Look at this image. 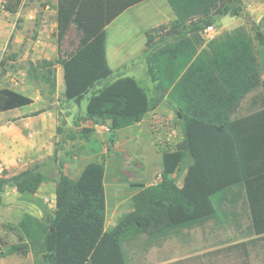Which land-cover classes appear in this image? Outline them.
<instances>
[{"label": "trees", "instance_id": "obj_1", "mask_svg": "<svg viewBox=\"0 0 264 264\" xmlns=\"http://www.w3.org/2000/svg\"><path fill=\"white\" fill-rule=\"evenodd\" d=\"M148 0H58V58L32 64L34 76L56 92L55 67L63 68L65 98L81 106L86 97L87 119L109 124L116 140L121 130L141 123L165 100L177 107L184 140L162 157L156 184L135 185L133 210L107 230L106 166L88 164L77 178L60 170L55 211L49 213L38 192L46 176L38 165L8 177L0 176V205L8 187L44 215L24 213L15 231L18 243L8 255L32 253L35 264H127L122 243L139 235H159L222 215L233 190L243 191L252 234L264 236V109L236 117L243 99L264 87V33L254 38L244 31L205 44L203 33L219 19L239 17L242 0H167L175 20L146 33L144 57L155 86L150 97L133 77L112 82L107 57L108 30L125 11ZM24 0H7L6 11L17 15ZM76 39H73V37ZM70 39V50L65 44ZM256 41L259 45H254ZM4 66L3 60L0 63ZM106 84L96 91L101 83ZM33 100L9 88L0 89V113L29 106ZM37 112L33 116H38ZM58 134L61 131L57 130ZM84 135L91 133L83 130ZM88 138L85 136V139ZM184 184L174 176L187 160ZM4 241L0 239V250ZM216 264H251L245 242L217 250ZM5 257L4 252L1 253Z\"/></svg>", "mask_w": 264, "mask_h": 264}, {"label": "rangeland", "instance_id": "obj_2", "mask_svg": "<svg viewBox=\"0 0 264 264\" xmlns=\"http://www.w3.org/2000/svg\"><path fill=\"white\" fill-rule=\"evenodd\" d=\"M57 3L58 0H24L17 15L0 10V63L2 60L4 62L3 67L0 65V89L9 88L23 95L36 97L39 107L31 115L45 111L52 122L51 129L44 134H24L25 142L31 143L35 150L30 156L26 155V151L22 152L20 142L14 140L16 145L9 160L13 163L2 164L0 176L5 171L8 177H12L24 169L38 165L46 176V182L39 190L38 197L45 201L49 213L53 214L56 185L62 165L69 177L77 179L88 164L104 163L108 197L106 228L111 230L125 214L133 210V196L137 193L134 186H150L160 181L163 154L176 150L184 140L183 122L177 116V107L165 100L160 111L148 116L142 126L121 130L117 139L112 141V131L105 132L100 128L103 125L109 127V124H94L87 119L86 108L91 94L81 106L74 101H67L63 93L64 82L60 79L59 85L58 80L60 65L55 67L57 88L54 94L51 93L49 84L33 77L35 72L32 64L36 65L43 60L55 61L58 58L57 22L53 11ZM153 5L157 10L152 9ZM242 7L241 16L219 19L213 32L203 36L205 44L238 31H244L254 38L255 27L264 33V0H242ZM143 10L148 12L146 17H153L156 11L154 15L159 20L150 16L151 24L145 26H140L138 21H129V16L138 11L142 13ZM171 14L167 0H153L107 27L111 35L112 55L116 57L120 51L134 54V58L116 69L112 79L107 82L136 76L148 90L150 97H154L156 85L146 72V60L144 55L141 57V53L146 48V33L159 26L168 25ZM140 15L145 18L143 14ZM73 39H76L75 35ZM254 45L259 48L256 41ZM70 48L68 39L65 50ZM105 84L106 82L101 83L96 91ZM263 109L264 87H260L243 99L236 117H245ZM26 111L28 109L15 110L2 116L21 115ZM3 124L4 121L0 118V128ZM58 129L61 130L59 134ZM85 129L91 133L84 135ZM85 136L88 138L85 139ZM190 164L191 160L188 158L174 176L179 187L184 184ZM243 193L238 189L229 193L228 201L220 209L223 216L217 215L159 235L143 234L125 239L122 246L127 264H216L218 258L211 256L213 252L242 243L249 237V212ZM3 199V205H0V239L5 244L0 250V264H35L32 253L27 256L8 255V248L19 241L16 232L6 226L16 227L24 213L37 218H43L44 215L36 206L21 200L14 187L6 189ZM252 240L255 239L249 241ZM252 242L251 264H264L263 252L261 254L259 250L261 242ZM3 252L5 257L2 258Z\"/></svg>", "mask_w": 264, "mask_h": 264}, {"label": "crops", "instance_id": "obj_3", "mask_svg": "<svg viewBox=\"0 0 264 264\" xmlns=\"http://www.w3.org/2000/svg\"><path fill=\"white\" fill-rule=\"evenodd\" d=\"M150 1H153V0H148V1H146V2H144L142 4H140V5H137V6L133 7V8L125 11L111 25H113L117 21L123 19V17H125L126 15H129V13H131L132 11H135V9H139L140 7H143L144 5H146L147 3L149 4ZM48 9H49V7H48ZM152 9L157 10L155 5H153ZM53 11H54L55 19H56L57 18L56 8H54ZM145 11L143 10L142 13L140 11H138L136 13H133L132 16H129L130 17L129 21H133V22H137L138 21L140 26H145L147 24H151V23H149L151 18L152 19H154V18L158 19V17L154 15L156 13V11L154 12L153 17L150 15L151 18H150V16L146 17L148 12L145 13ZM140 14H143V16L145 18H141L142 16ZM158 14H159V12H158ZM125 20H126V18H125ZM173 20H175V16H174V14L172 12L171 17L169 19V23L172 22ZM111 25H109L108 27H110ZM146 41H147V38H145V45H146ZM142 55H143V53H141V57H142ZM107 57H108V62L110 64V67L112 68L114 73H115L116 69H119L121 66H124V65L128 64L129 61L134 58V54H128V53L121 52V51L117 54L116 57L112 55V53H111V35H110L109 28H108ZM142 66H143V64H142ZM144 67L146 69V72L148 73V65H147V63L144 64ZM58 76H59L58 80H59V85H60V79L64 82V74H63V68L62 67L59 68V75ZM148 76H149V73H148ZM130 77L135 78L140 83L138 77H136V76H130ZM140 85H141V83H140ZM64 92H65V90L63 91V93ZM24 95H26V94H24ZM26 96H28V95H26ZM28 97L33 99V103L31 105L26 106V107H22V108H17V109H14V110H10V111H7V112L0 113V118L4 121L3 126L0 128V166H2V164H8V163L12 164L13 163V161H9V160H10L11 156L13 155V149H15L14 146L16 145V142L14 140L17 139L20 142L21 151L22 152L26 151V155L30 156V154L33 153V151H35V150L33 149V146H32L31 143L25 142L26 138L24 137V134L25 133H27V134L31 133L30 135H32V136L36 135L37 133L44 134L47 131H49L51 129V127H52V122L49 119L48 114L43 113V114L38 115V116H32L31 115V114H33L34 112L37 111V109L39 107L38 106L39 102H38L37 98L34 97V96H30L29 95ZM25 109H28V111H26V113H23L21 115H15V116H5L4 115V116H2L3 114L9 113L11 111L25 110ZM160 109H161V106L157 110H155L154 112L149 113L141 123H139V124H137V125H135V126H133L131 128L132 129H136V128L142 126L143 122L146 120V118L148 116H150L151 114L159 112ZM86 125H89V123H87ZM84 127H88V126H84ZM131 128H128V129H131ZM125 130H127V129H125ZM119 133H121V131ZM14 135H15V137H13ZM15 190H16V188H15ZM249 222H250V218H249ZM251 232H252V229H251V226L249 224V227H248V235H249V237L245 238L243 242H245L247 244L248 250H249V254H250V257H251V260H252V256H251V251H252V248H253V244H252L253 242L252 241L257 240V241L261 242L259 244V250H260L261 254L263 252V256H264V236H255ZM251 239H255V240L249 241Z\"/></svg>", "mask_w": 264, "mask_h": 264}, {"label": "built area", "instance_id": "obj_4", "mask_svg": "<svg viewBox=\"0 0 264 264\" xmlns=\"http://www.w3.org/2000/svg\"><path fill=\"white\" fill-rule=\"evenodd\" d=\"M6 4H7V0H0V10H2L3 12L7 13V14H10L9 12L6 11L5 7H6ZM214 30V26L213 27H210L208 28L206 31H204L203 33V36L204 35H209L213 32ZM100 128L105 131V132H111V129L110 127L106 126V125H103V126H100Z\"/></svg>", "mask_w": 264, "mask_h": 264}]
</instances>
